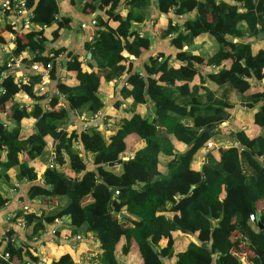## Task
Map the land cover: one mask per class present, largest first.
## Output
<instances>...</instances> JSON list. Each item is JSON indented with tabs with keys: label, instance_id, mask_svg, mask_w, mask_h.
<instances>
[{
	"label": "trees",
	"instance_id": "1",
	"mask_svg": "<svg viewBox=\"0 0 264 264\" xmlns=\"http://www.w3.org/2000/svg\"><path fill=\"white\" fill-rule=\"evenodd\" d=\"M120 1L93 0L84 4V11L99 12L94 34L85 43L91 60L85 58L83 65L79 55L69 53L67 69L76 83L58 79V94L51 96L46 109L40 102L32 110L15 103V96L21 92L37 101L46 96L35 94V87L42 81L39 74L30 75L25 82L16 81L9 67L10 59L23 52L34 53L22 62L41 69L51 64L49 76L57 79V57L68 48L52 47L44 54L42 45L46 40L31 31L35 23L56 26L51 34V43H55L61 32L69 28L70 19L62 17L57 21V0H39L36 4L27 0L34 7L28 26L16 31L9 23L0 24V29L4 27L15 35L11 55L0 64L3 89L0 102L10 101L7 113L15 124L13 127L0 124V154L6 153V160L0 162V179L9 180L7 171L13 167L17 168L19 181L33 182L41 171L44 184L33 185L30 197H42L52 205L57 200L67 201L47 212L37 213L29 207L21 210L17 217L32 229L28 239L38 236L47 224L68 216L71 234L90 232L97 237L102 264H120L135 254L139 264H165L175 253L173 232L182 229L211 244L213 252L191 241L184 251L176 254L174 264H243L232 252L239 244L252 251L253 264H260L264 234L254 228L249 217L254 214L264 221V207L258 209V202L264 203V167L255 160L259 157L264 162V134L251 137L243 129L231 131L225 136L233 143L217 147V160L213 146L221 139L218 132L225 131L222 124L231 119L227 110L231 105L220 99L206 103L200 92L204 90L207 97L214 96L205 85L209 78L244 96L250 109L262 102L253 122L264 131V89L251 91L252 80L264 83V44L258 50L252 46L254 41L264 40L256 38L264 30V0H157L160 12L165 15L171 10L178 16L197 12L184 23L183 30L168 18L162 35L176 33L172 42L178 49L192 45L205 33L215 38L219 48L209 58L187 50L179 53L176 61L171 57H150L144 66L146 76L131 72L132 65L127 62L150 46L149 40L133 29L135 22L146 18L148 1L127 0L125 16L118 10ZM112 20L118 22L117 27L109 25ZM0 42L4 38L0 37ZM209 66L221 69L206 77L202 67ZM100 71L105 73L101 76ZM127 71L130 74L126 82L131 88L124 86L122 96L131 99L132 110L151 101L153 116L135 113L130 118H120L109 141L97 129L81 133L63 130L70 109L81 112L86 109L94 115L103 108L98 94L101 77L111 81ZM196 76L200 77L199 83L191 85ZM60 95L69 103V109L58 107ZM30 117L34 120L33 129L24 132L23 123ZM184 118L192 123H184ZM211 126L215 128L207 130ZM132 135L143 146L132 148L130 159L123 161L121 171L117 172L109 163L121 160L130 151L128 139ZM171 137L186 144L187 149L176 153ZM53 140L56 142L52 151L58 167L50 168L45 167L44 161ZM77 142L83 144L86 152L94 154V169L87 170L85 158L75 146ZM201 149L209 151L202 172L192 167ZM162 153L174 156L166 175L159 170ZM115 190L119 191L117 196ZM88 197L91 201L86 202ZM6 200L0 192V206ZM123 210L129 218L118 216ZM168 213L172 216H167ZM13 236L14 232H9L5 242L4 251L9 253V259L0 260V264H16L26 259L27 247L19 245ZM162 239L167 240L165 246H161ZM55 262L76 264L68 254Z\"/></svg>",
	"mask_w": 264,
	"mask_h": 264
},
{
	"label": "crops",
	"instance_id": "2",
	"mask_svg": "<svg viewBox=\"0 0 264 264\" xmlns=\"http://www.w3.org/2000/svg\"><path fill=\"white\" fill-rule=\"evenodd\" d=\"M2 0H0L1 2ZM39 0H34L36 4ZM59 5V14L58 19L69 18L70 25L68 29H64L61 32L60 38L55 42L51 43V34L52 31L56 28V26L46 27L44 23H35L34 28L31 32L38 33L45 41L43 43V53L48 54L52 47H60L66 46L68 51L57 57V63L55 65L56 68V76L57 79H51L50 76L43 80L40 84L35 87L36 96L45 95L46 99L37 101L30 95L26 93H19L15 96L14 101L18 103L21 107H26L30 110L33 109L34 105L40 104L46 109L48 108V104L50 98L54 94H58L57 91V83L58 79L65 80L69 79L71 84H75L76 81L71 75V72L67 69V63L69 60V53L73 55H79V58L83 61L84 59L91 60V55L85 47V43L92 38L95 27L92 24V21H97V17L99 15L98 11H84L83 6L86 2H90L93 0H57ZM148 6L146 8V18L142 22H135L133 25V29H136L137 32L142 36L149 40L150 46L148 49L142 51L139 57H130L127 64L132 65L131 72H140L144 76H146L145 71V63L149 60L150 57H171L172 60H177V56L182 51H191L194 54H199L204 58H209L213 55L219 48L217 41L210 34H201L198 36L192 45L185 46L182 50L178 49L173 44V38L176 36V33L169 35L168 37H164L162 35L163 31L167 27L168 18H171L172 21L177 24L181 30L184 28V23L192 17H195L196 11H193L189 14L185 15H176L174 14V10H171L169 14H162L158 8L157 0H147ZM228 1V0H223ZM127 0H121L119 3V12L125 16L127 14ZM29 11L33 14L34 7L28 5ZM29 17L28 12H21L20 14H10L6 17L0 16V24L5 25L9 23L12 28L16 31L20 29L23 30L25 27V19ZM83 24L86 27H83ZM109 25L112 27H117L118 22L109 21ZM0 37L4 38V42H0V64L3 63L4 57L11 55V49L14 45V37L15 35L5 30L4 27L0 29ZM41 41V40H40ZM11 42V44H9ZM264 44V40L254 41L253 49L258 50ZM34 56V53L31 52H23L19 57L10 59L9 67L13 70L16 75V81L21 80L25 82L27 78L36 74L33 70L32 66L25 64L22 62L23 59H30ZM96 65V63H94ZM221 67L209 66L202 67V74L207 77L208 74L217 73ZM50 72V71H49ZM105 72L100 71L99 74L102 76ZM129 72H125L119 79H114L111 81H107L105 78L101 77V84L99 87L98 94L101 96L102 102L104 104L103 108L97 112L96 114L89 113L86 109L81 111L70 109V115L67 123L63 127V130H77L78 133H81L85 130L97 129L107 141L110 140L111 136L115 134L118 129L119 119L120 118H130L135 113L141 114L143 117H151L154 115L153 113V104L151 101H148L146 104L138 105L134 107L133 110L131 107V99L125 98L122 96V88L127 86V88H131L129 84H127L126 80L129 76ZM1 81V79H0ZM200 81V77L196 76L191 85L198 84ZM205 85L213 92L214 96L211 98L206 96V92L201 90L200 94L203 96V99L206 103L213 102L216 99L225 100L231 106L227 108L228 112L231 114V119L222 124V128L225 129L224 132L220 134L218 132L217 136L221 137V139L217 140V144L221 143L220 146H230L233 141L227 139L228 135L231 131L237 129L245 130L248 135L251 137L258 136L259 134H264L261 128L256 126L253 122L254 114L259 109L258 106L262 104L259 102L255 105L253 109L247 106L248 102L244 101L245 97L241 94H238L234 90H232L228 85H219L217 82L207 79ZM264 89V83L256 82L252 80L251 91H257ZM3 92V89L0 87V97ZM61 102L58 107L65 106L69 109V103L64 99L62 95ZM117 103L120 105L117 107ZM10 101L6 103L0 102V124L9 125L13 127L14 121L8 116L7 110L12 105H10ZM183 122L186 124H191L192 120L188 118H184ZM34 120L32 117L27 118L24 123V132L33 129ZM161 131H165L163 127ZM172 138V137H171ZM47 140L51 141V138ZM172 144L174 145L175 152L180 153L184 152L187 149V145L172 138ZM56 141L53 140V145L49 146L51 150H46L48 153L46 158V162L44 161L45 167H50L58 165L56 164V157L52 151ZM128 145L130 151L128 150L125 154H123V158L130 159V155H132L131 149H138L143 146V143L135 136L129 137ZM76 148H78L82 152V156H84L87 170H92L95 168L93 163L94 154L86 152L83 144L81 142L75 143ZM218 146L214 147L215 151L214 155L217 160H219V152ZM208 150L201 149L193 159L192 167L200 171L201 166L208 161ZM24 158V156H22ZM27 158V156H25ZM174 158L173 155H168L166 153H162L159 162V170L161 174L166 175L169 171L168 166L170 161ZM6 160V153L0 154V162ZM125 160V161H126ZM56 164V165H55ZM115 171L120 172L122 169V165L113 166ZM64 169V168H63ZM2 170V165L0 164V171ZM17 168H10L7 171L10 179H6L2 177L0 179V192L5 196L6 203L3 206H0V251L5 248V240L9 232H14V240L19 244L23 245L27 250L25 251V257L30 258V256H34L36 258H46L49 262L58 261L64 255H70L72 259L76 262V264H102L100 261L99 251V240L93 233H80L77 235L71 234L70 228V219L68 216H64L62 218L56 219L54 222L47 224L41 233L34 237L32 240L28 239L31 235V227H27L24 221L21 218L17 217V214L25 209V207L32 208L37 213L43 211H49L52 207L56 206L58 203L61 205L65 204L67 201L65 199L57 200L56 205H52L43 200L42 197H30L29 192L33 185H43L44 180L42 177V173L38 172L37 180L31 182L27 180L19 181L16 178ZM91 201V198L88 197L86 202ZM264 207V203L262 201L258 202V209ZM259 211V212H260ZM125 214H128L126 210L122 211ZM129 215V214H128ZM119 216V215H118ZM167 216H172L169 214ZM130 217V216H129ZM251 224L257 230H261L264 228V221L260 216H256L254 221H251ZM196 235V234H194ZM80 236V239L76 237ZM197 236V235H196ZM173 237L175 238L174 243V256L165 260V264H174L176 262V254L184 251L188 244L191 241L195 240L192 238V233H185L182 231L173 232ZM167 244L166 239L161 240V246H165ZM234 255H236L239 260L243 264H253L250 261L252 256V251L244 244H239L232 251ZM121 263L124 264H139L138 256L135 254L134 257L132 255Z\"/></svg>",
	"mask_w": 264,
	"mask_h": 264
},
{
	"label": "built area",
	"instance_id": "3",
	"mask_svg": "<svg viewBox=\"0 0 264 264\" xmlns=\"http://www.w3.org/2000/svg\"><path fill=\"white\" fill-rule=\"evenodd\" d=\"M23 12H28L29 13V17H27L25 19V26H28L30 24V20L33 16V14L29 11L28 8V2L27 0H2L0 2V16L2 17H6L10 14H20ZM92 24L95 25L96 21L93 20ZM83 27H86L85 24H83ZM9 44H11V42H9ZM161 60V59H160ZM86 62V61H84ZM10 65V64H9ZM33 70L36 72V74H39L42 78V81L45 80L48 75H49V71L51 68V64H48L46 67L44 68H40L38 65H32ZM17 75V74H16ZM21 81V80H18ZM41 81V82H42ZM54 166H50V168H53ZM41 172V171H39ZM42 173V172H41ZM119 194L118 190H115V194L114 196H117ZM28 207H25V209ZM255 215L251 214L249 219L251 221L255 220ZM77 239H80V236L76 237ZM7 241V239L5 240V242ZM9 259V253L5 252L4 250L0 251V260H8ZM12 264H15L12 262ZM16 264H56V262H49L46 258H36L35 260H32L31 258H26L25 261H21L19 263Z\"/></svg>",
	"mask_w": 264,
	"mask_h": 264
},
{
	"label": "water",
	"instance_id": "4",
	"mask_svg": "<svg viewBox=\"0 0 264 264\" xmlns=\"http://www.w3.org/2000/svg\"><path fill=\"white\" fill-rule=\"evenodd\" d=\"M256 38H257V39H263V38H264V30L261 31V32H259V33L256 35ZM214 128H215V126H211V127H208L207 130H211V129H214ZM220 145H221V143H219V144H217V145H214L213 147L220 146ZM126 159H127V158H123V159H121V160H119V161H117V162L109 163V166L113 167V166L120 165V164H121L123 161H125ZM255 160L260 164V166L264 167V162H263V160H262L261 158H259V157H255ZM200 171H201V172L203 171V166H201ZM49 189H51V187H49ZM193 189H194V186L191 187V191H192ZM119 217H120V218H129V215H128V214H125V213L122 212V213L119 214ZM209 217H211V215H209ZM182 231L185 232V230H183V229H182ZM262 232H263V234H264V228L262 229ZM192 238L195 240V243H196V244H198V245H202V246H204V247H208L209 250H210L211 252H213V246H212L211 244L203 243V242L198 238V236L194 235L193 233H192ZM248 242H249V241H248ZM152 248H153L154 252H157V248H156V247L153 246ZM213 256H214V254H213ZM259 258H260V264H264V253L259 254ZM120 264H124V263H120Z\"/></svg>",
	"mask_w": 264,
	"mask_h": 264
}]
</instances>
